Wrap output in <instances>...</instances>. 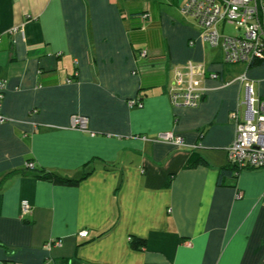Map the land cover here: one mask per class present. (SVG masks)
<instances>
[{
  "label": "crops",
  "instance_id": "0c3cea01",
  "mask_svg": "<svg viewBox=\"0 0 264 264\" xmlns=\"http://www.w3.org/2000/svg\"><path fill=\"white\" fill-rule=\"evenodd\" d=\"M187 2L0 0V264H264V168L217 184L230 113L245 109L239 78L264 98V65L226 64ZM189 61L205 66L206 92L175 107L172 70ZM77 114L87 132L71 126ZM193 153L206 163L187 169Z\"/></svg>",
  "mask_w": 264,
  "mask_h": 264
},
{
  "label": "built area",
  "instance_id": "2783aa9c",
  "mask_svg": "<svg viewBox=\"0 0 264 264\" xmlns=\"http://www.w3.org/2000/svg\"><path fill=\"white\" fill-rule=\"evenodd\" d=\"M184 16L194 20L201 30L203 41L213 47H219L224 54L226 64H251L254 61L264 60V0H188L182 8ZM149 15L145 14L144 18ZM225 22L234 23L241 33L236 36H227L220 32L219 26ZM193 44V43H192ZM144 57L147 52L142 53ZM172 83L168 89V96L175 107L197 108L203 99L206 88L201 83L207 77V70L203 64L192 61L173 68ZM210 79L218 78L216 73L209 75ZM239 80L246 83V98L244 112L239 106L230 113V119L235 123V138L228 148L229 161L239 169L264 168V98L256 95L254 86L246 75ZM7 81L0 79V124L8 121L3 114ZM130 106H142L133 100ZM89 119L83 115H73L71 126L82 132L88 131ZM161 138L166 142L182 145L181 138L173 134H164ZM28 163V168H33ZM240 196V195H239ZM33 207L23 201L22 216L31 214ZM87 238L89 231L79 234ZM62 241L54 240L49 247L61 246Z\"/></svg>",
  "mask_w": 264,
  "mask_h": 264
},
{
  "label": "trees",
  "instance_id": "16d2710c",
  "mask_svg": "<svg viewBox=\"0 0 264 264\" xmlns=\"http://www.w3.org/2000/svg\"><path fill=\"white\" fill-rule=\"evenodd\" d=\"M264 65V60H258V61H254L250 64V67H259ZM206 161L201 157L200 154L198 153H193L190 158L188 159L187 163H186V168L190 169V168H194L197 167L200 164H205ZM30 169H35L34 166L33 168H28V170ZM241 169H239L235 164H232L231 162L229 163V166L223 167L220 172H219V176H218V186H223L224 182L227 178H234L237 177L238 173H240ZM33 175L41 180H46V181H52L57 185H62V186H77L80 181L82 179L79 180H74V179H67V178H63L60 177L54 173L51 172H46L44 170H41L39 172L33 173ZM147 245V241L145 239L142 238H135L132 241V247L134 249H140L142 247H146Z\"/></svg>",
  "mask_w": 264,
  "mask_h": 264
},
{
  "label": "rangeland",
  "instance_id": "374dc122",
  "mask_svg": "<svg viewBox=\"0 0 264 264\" xmlns=\"http://www.w3.org/2000/svg\"><path fill=\"white\" fill-rule=\"evenodd\" d=\"M219 30L222 34L227 36H236L241 32L237 30V27L234 23L225 22L219 26Z\"/></svg>",
  "mask_w": 264,
  "mask_h": 264
}]
</instances>
